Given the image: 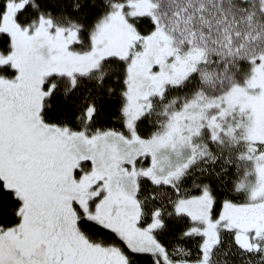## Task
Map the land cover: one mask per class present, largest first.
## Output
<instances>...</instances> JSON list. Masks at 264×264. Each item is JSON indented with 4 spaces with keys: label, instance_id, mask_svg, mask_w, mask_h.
<instances>
[{
    "label": "snow or ice",
    "instance_id": "obj_1",
    "mask_svg": "<svg viewBox=\"0 0 264 264\" xmlns=\"http://www.w3.org/2000/svg\"><path fill=\"white\" fill-rule=\"evenodd\" d=\"M0 264H264V0H0Z\"/></svg>",
    "mask_w": 264,
    "mask_h": 264
}]
</instances>
